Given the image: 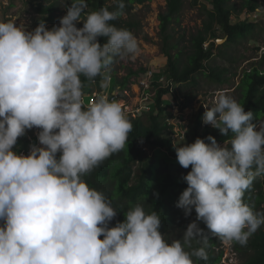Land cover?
<instances>
[{
	"label": "clouds",
	"instance_id": "obj_1",
	"mask_svg": "<svg viewBox=\"0 0 264 264\" xmlns=\"http://www.w3.org/2000/svg\"><path fill=\"white\" fill-rule=\"evenodd\" d=\"M113 4L87 11V0H69L51 28L0 20V264H195L208 258L209 234L243 246L264 225V213L244 201L264 178V119L255 122L226 93L202 117L221 134L231 131L223 145L211 135L210 143L173 145L180 166L191 169L176 206L186 217L196 213L182 239L164 238L156 212L115 207L83 179L121 152L132 130L119 102L83 100L81 76H101L107 86L114 60L138 50L135 35L112 23L124 15L123 0ZM33 128L38 143L27 155L14 150ZM118 209L125 219L110 226ZM194 241L202 246L192 248Z\"/></svg>",
	"mask_w": 264,
	"mask_h": 264
},
{
	"label": "rangeland",
	"instance_id": "obj_2",
	"mask_svg": "<svg viewBox=\"0 0 264 264\" xmlns=\"http://www.w3.org/2000/svg\"><path fill=\"white\" fill-rule=\"evenodd\" d=\"M69 0H0V20H15L17 24H23L25 29H34L42 20L46 26L51 28L58 25L60 18L66 14V8L62 5ZM109 2H112L109 0ZM55 4L54 20H46L48 13H42L38 7ZM242 0H228V7L232 9L231 22L256 23V27L251 34L235 42H226L222 28L213 25L211 32L215 38H209L203 44L204 48L214 42V55L205 62V71L195 73L191 81L183 83L175 82L169 73V58L178 54L179 68L182 69L187 63V56L192 51L191 37L197 32L202 31L208 23L206 10L212 9L210 0H183V6L177 17H173L171 22L162 29L159 15L165 11V0H151L143 4H134L129 12L122 15V21L132 23L134 28L132 33L138 43V50L134 57L127 60L115 59L111 69L106 73L108 78L107 86H103V77L99 76L94 81L83 83V99L86 104L95 101L99 96L109 99L114 94L117 102L128 104L135 113V118L147 121L148 115L155 110L156 97L159 90L167 89L161 94V106L164 111L161 120L164 119L171 127L162 133L164 137H170L172 144L194 142L192 129L196 126L197 116L201 113V123L199 129L213 127L203 123L202 117L206 107H212L217 94L226 93L237 101L240 97L239 84L245 70L252 67L264 68V14L257 15L256 9L264 7V0H258V7L254 11L242 9ZM82 22L77 23V27H82ZM263 30V32H261ZM224 39L217 43V39ZM147 70H153L156 83L148 89L140 83ZM213 70V72H212ZM134 72L130 74L129 72ZM221 73L219 82L209 78L208 74ZM128 82L121 86L122 78L128 76ZM144 75V76H143ZM155 90V91H154ZM153 94V95H152ZM155 94V95H154ZM132 116V114H130ZM133 117V116H132ZM264 119V117H261ZM34 128L28 130L26 134L18 138L14 150L19 153L25 152V148L31 141L37 143ZM206 143H210L207 140ZM223 145L224 142H218ZM144 155L151 156L153 148L144 142H140ZM142 161H137L132 165V177L130 183H134L141 172ZM161 170H163L161 168ZM176 176L186 175L189 171L185 168H173ZM257 212L264 213L262 209ZM170 216V221H167ZM194 220L193 214L184 215V210H170L165 221L161 220V232L164 238L171 242L174 239H182L183 231L187 224ZM214 243L207 241V257L220 256L215 264H242L247 256L237 253L232 243H227L218 237L211 236ZM202 246L193 242L192 248ZM191 251V249H186ZM195 264L197 259L193 258ZM200 264H210L202 262Z\"/></svg>",
	"mask_w": 264,
	"mask_h": 264
},
{
	"label": "trees",
	"instance_id": "obj_3",
	"mask_svg": "<svg viewBox=\"0 0 264 264\" xmlns=\"http://www.w3.org/2000/svg\"><path fill=\"white\" fill-rule=\"evenodd\" d=\"M111 1L87 0V11L99 10L102 7L113 10L115 5L113 0ZM148 1L151 0H123L125 4L123 11L124 13L129 12L134 4H143ZM165 1V11L159 15L162 29L171 22L174 16H178L183 6V0ZM210 2L212 9L206 10L208 23L202 31L191 37L193 48L187 56L186 65L182 69L179 68L178 54L173 58H169V73L175 82H189L195 73L205 71V62L214 55V42L211 41L209 46L205 48L203 44L207 41L208 36L212 39L215 38V34L210 31L213 25L222 28L226 39L224 44L245 38L258 27L256 23L252 22L232 23V9L228 7V0H210ZM242 2V9L245 11H254L258 7V0H242ZM54 7L55 4L46 7L40 5L38 9L42 13H48L49 16L46 20L53 22L54 14L52 11H54ZM112 23L131 32L134 28L132 23L123 22L122 16ZM259 30L261 31V29ZM98 40L101 44L106 42L104 37H98ZM212 72L208 74L209 78L219 82L221 73L215 74ZM129 73L134 74L131 71ZM128 77L129 75L122 78L120 82L122 87L127 84ZM96 78L99 82V76ZM81 80L82 83L89 81L83 76H81ZM239 88L241 93L238 102L244 106L246 111L251 110L254 114V121L258 122L261 117H264V68L252 67L248 71L245 70ZM164 91L167 92V89L159 90L155 110L148 115L147 121L140 118L131 119L132 130L128 135L129 141L125 148L121 152L113 154L90 174L83 177L90 187L104 192L115 207L126 211L130 206L139 203L143 205L146 212H156L161 216L162 221H165L170 210L176 212L181 210L176 206V202L182 191L187 187L183 175L176 176L175 170H172L173 168H182L176 158L172 140L170 137L162 136V133L171 127L164 119L161 120L164 111V106H161V94ZM201 115L200 113L197 116L196 126L192 129L194 140L199 137L206 141V138L211 135L215 137L217 142H225L231 137V131L225 135L221 134L216 128L206 127L200 130ZM141 141L154 149L151 156L144 155V150L140 145ZM137 161H142L141 172L138 179L134 183H130L133 173L132 165ZM188 170H191L190 167ZM244 201L252 206L254 211L259 208L264 211V178H257L254 181L253 186L245 192ZM122 210H117V216L110 226H114L117 221L125 219ZM192 214L195 220L196 213L194 209ZM169 219L170 216L167 221H170ZM200 226L205 227L203 223ZM212 239L211 234H209L208 241L210 244L214 243ZM232 246L237 253L247 256L242 264H264V225L251 235L246 245L242 246L233 242ZM219 259L220 256L208 257L207 260H197L196 264L202 262L215 264Z\"/></svg>",
	"mask_w": 264,
	"mask_h": 264
},
{
	"label": "built area",
	"instance_id": "obj_4",
	"mask_svg": "<svg viewBox=\"0 0 264 264\" xmlns=\"http://www.w3.org/2000/svg\"><path fill=\"white\" fill-rule=\"evenodd\" d=\"M154 81H158V80L155 79L154 71L153 70H147L146 73H145V76L143 77V79H140V83L143 85L144 88H147V89L150 86H153L154 83H156V89L155 90L157 91V89L159 87V84H158V82H154ZM160 89H162V88H160ZM109 100L110 101L111 100H116V97L114 96V94H112V95L109 96ZM121 106H122V110L124 111V113H125V115H126L127 118H130V117L131 118H135L136 117L134 111L132 110V107H130L128 104H121ZM130 114H132L133 117L130 116ZM37 132H38V129H35L34 128V134L35 135L37 134ZM29 149H30V147L28 148V150L26 151V153H24L25 155L28 154Z\"/></svg>",
	"mask_w": 264,
	"mask_h": 264
},
{
	"label": "crops",
	"instance_id": "obj_5",
	"mask_svg": "<svg viewBox=\"0 0 264 264\" xmlns=\"http://www.w3.org/2000/svg\"><path fill=\"white\" fill-rule=\"evenodd\" d=\"M36 138H37V136H36ZM33 143H34V142H33V141H31V144H33ZM31 144H30V145H31ZM30 145H28V147H26V148H25L26 150H25V152H24V153H26V151H27V149L30 147Z\"/></svg>",
	"mask_w": 264,
	"mask_h": 264
},
{
	"label": "water",
	"instance_id": "obj_6",
	"mask_svg": "<svg viewBox=\"0 0 264 264\" xmlns=\"http://www.w3.org/2000/svg\"><path fill=\"white\" fill-rule=\"evenodd\" d=\"M224 39H217V43H221Z\"/></svg>",
	"mask_w": 264,
	"mask_h": 264
},
{
	"label": "bare ground",
	"instance_id": "obj_7",
	"mask_svg": "<svg viewBox=\"0 0 264 264\" xmlns=\"http://www.w3.org/2000/svg\"><path fill=\"white\" fill-rule=\"evenodd\" d=\"M37 139V138H36ZM38 143V142H37Z\"/></svg>",
	"mask_w": 264,
	"mask_h": 264
}]
</instances>
